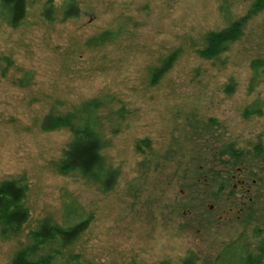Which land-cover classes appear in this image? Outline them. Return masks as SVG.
<instances>
[{
  "label": "rangeland",
  "instance_id": "1",
  "mask_svg": "<svg viewBox=\"0 0 264 264\" xmlns=\"http://www.w3.org/2000/svg\"><path fill=\"white\" fill-rule=\"evenodd\" d=\"M64 1L53 0L51 18L43 15L47 0H28L17 26L0 20V182L19 178L27 184L22 204L29 212L17 233H0V264H10L46 217L61 221L64 188L92 219L49 264H206L207 249L215 253L239 233L264 264L263 187L243 226L242 215L228 226L222 222L212 239L201 221L213 196L203 192L207 160L218 157L223 144L251 149L264 143V70L249 90L250 60L264 57V8L250 15L241 38L206 58L197 49L207 31L223 26V8L238 17L253 0H74L77 13L63 18ZM106 28L119 29L117 37L92 40ZM173 50L170 67L152 82L151 68ZM93 96L106 101L99 110L102 152L106 167L117 169L107 191L61 173L58 162L72 133L42 127L52 107L63 112ZM256 97L261 114L244 115ZM246 158L249 165H234L229 177L236 166H247L243 172L251 181L250 170L261 162ZM213 178L214 189L220 180Z\"/></svg>",
  "mask_w": 264,
  "mask_h": 264
},
{
  "label": "trees",
  "instance_id": "2",
  "mask_svg": "<svg viewBox=\"0 0 264 264\" xmlns=\"http://www.w3.org/2000/svg\"><path fill=\"white\" fill-rule=\"evenodd\" d=\"M27 2L28 0H0V20L10 26H17L26 13ZM47 3L43 15L51 18L54 11L53 0H47ZM72 7L75 8V11L69 13V9ZM263 8L264 0H253L245 14L233 17L231 11L224 7L222 10L223 26L205 33L204 43L197 49L198 53L206 58L218 56L231 42L241 38L250 15ZM62 13L63 18L75 15L77 13L76 2L65 0ZM118 33L119 29L106 28L92 37V40L101 43L116 38ZM176 53L177 51L173 50L162 58L159 65L151 68L152 82L158 80L170 67ZM249 67V90L251 91L261 80L264 57L261 55L253 57ZM30 75L31 71L25 73L21 78V84H26ZM232 86L233 80L231 79L226 90H230ZM105 104L106 101L103 98L93 96L72 105L63 112L55 113L54 107H52L42 119V127L45 129L67 127L72 133L63 156L59 159V171L65 175H73L93 183H99L102 191H107L113 186L117 175L116 168L106 167L105 156L102 152L106 145V139L103 136L104 120L99 110ZM261 112L262 101L259 97L249 102L243 110L244 115L261 114ZM216 152L218 157L213 156L209 158V161L207 160V165L211 163L208 171L214 177L213 179L219 178V186L225 187L230 184L228 182V179L230 180L229 171L234 165L242 161L249 165L246 155L251 154L256 160L260 159L259 169L256 172L250 170L251 176L256 179L255 190H257V194L253 195L250 207L248 206L250 208L248 217H252L251 206L260 201L258 198L262 196L260 188H264V143L257 142L251 149L236 147L232 143L223 144ZM220 163L223 167L215 168ZM220 170H223L225 175L218 176L217 173ZM195 185L196 182L193 183V188ZM26 190L27 184L19 178H8L0 182V233L5 237L17 233L28 218V209L22 204ZM61 206V221L51 222L50 218L46 217L39 228L32 232V241L15 251L10 264H49L54 258L55 252L73 242L87 228L92 219V213L88 212L66 188L61 191ZM49 243L57 244L53 252H41V249ZM231 244L229 264H249L252 254L246 250L244 242L240 240ZM260 249L263 254L264 244ZM258 256L260 257V254ZM259 257H256V264H260Z\"/></svg>",
  "mask_w": 264,
  "mask_h": 264
},
{
  "label": "flooded vegetation",
  "instance_id": "3",
  "mask_svg": "<svg viewBox=\"0 0 264 264\" xmlns=\"http://www.w3.org/2000/svg\"><path fill=\"white\" fill-rule=\"evenodd\" d=\"M209 163L206 166V170L203 173L204 179V190L205 195H213L211 197L212 202L207 204V213L204 214L201 221L206 232V236L209 238L215 230L220 229V225L222 222H227V226L230 223L229 221H234L235 219H241V215L243 218L240 220L239 225L243 226V221L250 214V205L253 200V195L257 194V190H255V182L256 179L252 178L250 182L247 180V176L243 171L246 170L247 166H236L235 171L230 172V178L234 181L231 182V186L225 188V186L218 185L216 188H211L210 173L208 171ZM223 167V166H220ZM227 166H224V168ZM248 169V168H247ZM220 176V172L217 173ZM238 184H237V183ZM238 191V192H237ZM261 191V190H260ZM249 206V207H248ZM219 207L220 211H216L215 209ZM225 214V215H224ZM224 215V216H222ZM217 219V220H216ZM232 226V225H231ZM230 226V227H231ZM234 226V224H233ZM214 235L212 236L213 239ZM210 240V239H209ZM243 241L246 250L248 249V244L242 237V234L239 233L235 238L229 239L226 238L225 243L219 247V249L214 253L213 248L211 250L207 249L206 253V264H229L231 255V243ZM211 242V240H210ZM214 247H218L214 245ZM250 252V250H249ZM264 258V257H263ZM249 264H256V258L253 255H250Z\"/></svg>",
  "mask_w": 264,
  "mask_h": 264
}]
</instances>
